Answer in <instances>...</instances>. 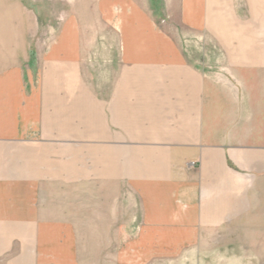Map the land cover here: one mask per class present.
<instances>
[{"label": "crops", "instance_id": "crops-1", "mask_svg": "<svg viewBox=\"0 0 264 264\" xmlns=\"http://www.w3.org/2000/svg\"><path fill=\"white\" fill-rule=\"evenodd\" d=\"M12 158L0 264L205 255L237 169L264 177V0H0V159Z\"/></svg>", "mask_w": 264, "mask_h": 264}, {"label": "rangeland", "instance_id": "rangeland-1", "mask_svg": "<svg viewBox=\"0 0 264 264\" xmlns=\"http://www.w3.org/2000/svg\"><path fill=\"white\" fill-rule=\"evenodd\" d=\"M48 39L53 38V33H47ZM131 151V152H130ZM128 154H133V150ZM20 159L2 160V165H18ZM128 167H133L137 160L128 158ZM175 160L159 159V167H174ZM238 191L224 190L220 199L224 207V221L221 226V237L209 239L207 253L201 256H194L190 264H264V215L257 214V208L264 206V177L261 174L254 178L248 176L245 170L237 169ZM224 172V188L234 186L236 179L232 180ZM233 182V183H230ZM233 209L238 205V215L233 217L232 222L225 221V214L230 212L225 207ZM253 207L255 209H253ZM255 213L253 214V212ZM227 211V212H226ZM233 211V210H232ZM219 233V234H220Z\"/></svg>", "mask_w": 264, "mask_h": 264}]
</instances>
